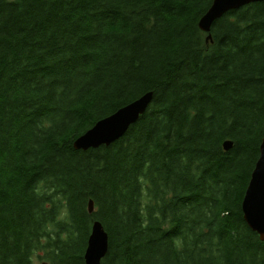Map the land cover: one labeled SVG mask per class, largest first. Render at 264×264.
I'll list each match as a JSON object with an SVG mask.
<instances>
[{
  "label": "trees",
  "instance_id": "obj_1",
  "mask_svg": "<svg viewBox=\"0 0 264 264\" xmlns=\"http://www.w3.org/2000/svg\"><path fill=\"white\" fill-rule=\"evenodd\" d=\"M213 2L0 0V264H86L96 220L102 264H264L242 211L264 138V2L208 42ZM148 92L123 138L74 148Z\"/></svg>",
  "mask_w": 264,
  "mask_h": 264
},
{
  "label": "water",
  "instance_id": "obj_2",
  "mask_svg": "<svg viewBox=\"0 0 264 264\" xmlns=\"http://www.w3.org/2000/svg\"><path fill=\"white\" fill-rule=\"evenodd\" d=\"M264 0H214L212 6L199 22L200 29L209 34L207 41H212L213 25L227 13L238 10L250 4ZM154 98L153 92H148L120 108L115 113L99 120L90 130L78 137L74 142L76 150L87 151L102 146H110L123 138L130 128L149 110ZM233 141L227 140L224 149L230 151ZM89 211H95L93 200L89 202ZM242 211L249 228L264 242V138L260 146V157L251 175L246 190ZM109 251V234L99 220L93 222L91 235L85 252L86 264H102Z\"/></svg>",
  "mask_w": 264,
  "mask_h": 264
},
{
  "label": "rangeland",
  "instance_id": "obj_3",
  "mask_svg": "<svg viewBox=\"0 0 264 264\" xmlns=\"http://www.w3.org/2000/svg\"><path fill=\"white\" fill-rule=\"evenodd\" d=\"M34 264H46V262L37 255L34 258Z\"/></svg>",
  "mask_w": 264,
  "mask_h": 264
}]
</instances>
